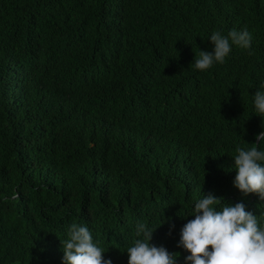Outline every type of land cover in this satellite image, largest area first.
Instances as JSON below:
<instances>
[{
	"label": "trees",
	"instance_id": "trees-1",
	"mask_svg": "<svg viewBox=\"0 0 264 264\" xmlns=\"http://www.w3.org/2000/svg\"><path fill=\"white\" fill-rule=\"evenodd\" d=\"M244 28L251 49L194 68L213 31ZM262 84L264 0H0V264H62L72 223L128 264L138 221L185 264L209 193L264 227L233 186L236 146L264 150Z\"/></svg>",
	"mask_w": 264,
	"mask_h": 264
},
{
	"label": "clouds",
	"instance_id": "clouds-1",
	"mask_svg": "<svg viewBox=\"0 0 264 264\" xmlns=\"http://www.w3.org/2000/svg\"><path fill=\"white\" fill-rule=\"evenodd\" d=\"M209 40L213 50H200L199 56L194 58L197 70L205 71L214 63H224L233 46L248 50L252 45V35L247 28L232 29L227 35L213 31ZM261 88L264 89V84ZM254 109L264 127V90L255 92ZM255 140L264 142V131L257 134ZM252 145L251 148L239 145L235 148L233 186L245 197L256 194L264 200V150L256 143ZM189 216L194 218L181 228L177 245L188 253L185 264H264V227L257 215L246 210L243 202L231 204L209 193L194 203ZM156 229L148 227L147 222L136 223L137 239L126 249L128 264H176L179 253H169L165 247L150 243ZM67 231L68 238L60 240L62 264H112L111 259H104V249L98 246V241H93L87 226L72 223Z\"/></svg>",
	"mask_w": 264,
	"mask_h": 264
}]
</instances>
